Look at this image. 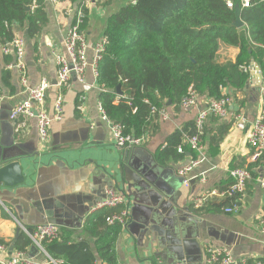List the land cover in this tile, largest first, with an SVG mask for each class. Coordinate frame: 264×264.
<instances>
[{"label":"crops","instance_id":"1","mask_svg":"<svg viewBox=\"0 0 264 264\" xmlns=\"http://www.w3.org/2000/svg\"><path fill=\"white\" fill-rule=\"evenodd\" d=\"M130 1L88 0L83 32L90 63L94 59L91 48L104 37L109 18ZM76 4L71 0H37L30 10L33 14L42 6L46 12L48 23L42 32L29 35L28 23L14 29L15 38L25 44L29 88L43 80L54 86L46 100L51 117L55 101L59 95L63 97V119L52 124L44 144L35 118H20L19 123L26 121V127L19 133L10 120V113L28 99L29 91L19 72L9 67L13 57L4 56L0 48V163L19 161L25 175L23 185L0 191L5 194L0 198V239L11 244H3L8 255L18 252L12 247L21 232L28 236L25 230L44 224L71 230L77 240L88 239L93 244L83 232L86 220L93 214L91 208L105 199V190L115 189L127 202L108 210L130 212L116 243L119 264H209L207 249L211 247L227 248L238 263L264 262V235L259 224L264 217V169L252 161L248 143L251 124L264 104L263 75L250 74L243 94L231 101L228 117H209L200 134L196 119L211 98L199 99L192 109L170 107L169 118L160 116L156 122L159 129L147 134L140 146L118 148L111 125L99 111L101 89L91 66L83 82L74 75L68 87H56L55 54L65 52L64 41ZM223 49L225 53H221ZM221 51V56L233 60L238 54L235 49ZM7 72L10 76L3 81ZM224 94L231 97V90L224 89ZM238 115L247 121L243 131L236 127ZM192 123L196 129L193 136L198 135L203 146L204 161L193 170L190 185L184 186L178 172L197 158L188 144L193 136L184 133ZM177 132L184 135L183 146L178 148L180 156L161 162L159 153ZM238 168H249L252 173L242 197L210 196L201 209L195 208V197L226 192L233 183L231 172ZM235 205L239 207L236 213H226V208ZM25 253L39 262L46 261L38 249Z\"/></svg>","mask_w":264,"mask_h":264},{"label":"trees","instance_id":"2","mask_svg":"<svg viewBox=\"0 0 264 264\" xmlns=\"http://www.w3.org/2000/svg\"><path fill=\"white\" fill-rule=\"evenodd\" d=\"M36 1L0 0V45L15 38L18 24L28 23L31 36L42 32L48 23L43 7L33 14L27 10ZM240 18L242 28L234 25L236 13L223 0H131L112 15L97 75L99 101L111 124L122 126L125 136L144 138L159 129V111L181 107L190 89L199 99L212 100L229 89L231 101L238 100L250 78L242 67L254 61L264 77V0H254ZM222 48L238 50L235 60L221 56ZM9 76L5 73L3 81ZM153 108L158 112L152 113ZM195 131L194 123L184 129L187 137ZM183 136L180 132L171 136L159 153L161 162L180 156ZM115 213L119 212L103 209L88 216L83 232L93 244L77 240L73 231L62 228L58 239L44 241L42 246L62 264H119L116 243L122 226L107 222ZM0 244L11 246L3 239ZM12 248L30 252L34 243L21 232Z\"/></svg>","mask_w":264,"mask_h":264},{"label":"built area","instance_id":"3","mask_svg":"<svg viewBox=\"0 0 264 264\" xmlns=\"http://www.w3.org/2000/svg\"><path fill=\"white\" fill-rule=\"evenodd\" d=\"M55 3H60L61 0H51ZM254 0H223L224 4L229 10L235 11L238 7L240 10L248 9L252 6ZM88 0H79L76 4L72 15V23L67 31L64 41V53L55 54V63L58 67V76L56 87L63 89L68 87L73 79L77 76L79 81L83 82L88 68L91 66L93 72L98 75L99 63L104 55L107 38L104 36L100 42L91 48L94 53V59L90 63L87 58L88 45L83 29L86 24L87 15L86 9ZM1 53L4 56H12L13 64L10 68H15L19 74L22 85L29 91V97L26 101L15 107L10 113V120L16 125V132H20L26 127V121L19 123L20 118L30 120L35 118L37 120L38 134L41 143H46L50 136V129L54 122H60L63 119V97L58 96L54 105V115L51 117L46 111V100L49 91L54 87L52 83L43 80L40 85L35 88H29L27 77V65L25 62V44L20 38H14L11 42L0 45ZM246 73L255 74V76H262V71L257 65L251 64L248 67H242ZM264 91V88H263ZM199 103V98L195 91L189 90L187 96L181 103V108L192 109ZM231 99L227 94L222 95L220 98L210 101L208 106L202 110L197 119L196 127L200 134L209 117L214 116L220 119L228 117L230 110ZM99 111L102 118L111 125V133L113 141L118 148L131 149L140 146L144 142V138L134 139L130 136H125L123 127L119 125H112L106 116L105 110L101 103H99ZM156 108L152 109V113H156ZM162 119H168L169 114L167 110L159 111ZM236 127L239 130H245L247 121L242 115L236 117ZM249 146L252 150V161L261 165L264 169V104L262 105L257 117L251 124V131L248 139ZM188 144L193 152H196L197 158L192 160L189 164L184 166L178 173L183 179L184 186H189L193 177L192 172L204 161V150L200 144L199 136L195 135L188 139ZM179 152L183 150L180 148ZM233 183L223 194H218L216 191L210 194H203L193 199V204L196 209H201L210 196H228L232 198H240L246 192V187L252 177L249 168H238L231 172ZM204 178V177H203ZM205 181V179H202ZM262 186L264 187V179H262ZM106 197L101 202L97 203L91 208V213L103 209H114L119 206L125 205L127 200L122 193L115 189H106ZM239 210L237 205L226 208V213H236ZM130 212L128 209L121 213L113 214L107 219L109 225L120 224L125 226L129 219ZM261 232L264 235V217L260 218ZM34 246L38 249L39 254L43 255L46 259L44 263L36 260L25 252H16L12 256L8 255L6 246L0 245V264H62L53 260L44 250L42 243L44 241L51 242L59 238L60 229L53 224H44L34 227L31 231L25 230ZM207 261L209 264H246L238 263L233 260L230 251L227 248H208ZM252 264H264L262 260L256 261Z\"/></svg>","mask_w":264,"mask_h":264},{"label":"water","instance_id":"4","mask_svg":"<svg viewBox=\"0 0 264 264\" xmlns=\"http://www.w3.org/2000/svg\"><path fill=\"white\" fill-rule=\"evenodd\" d=\"M27 10L29 11L30 8H28ZM235 13H236V20L234 22V25L237 26L238 28H242L244 24L242 23L241 18H240V15H241L240 8L237 7L235 9ZM252 64L253 65L255 64L254 61H252ZM118 93L122 94L121 86L118 87ZM170 104L171 102L168 103V106ZM4 129L5 131L7 130L5 127ZM4 134L6 135L5 132ZM1 163L4 165L1 166ZM1 163H0V191L2 190V188L14 189L25 183V175L23 173V168L19 161H10V162L5 161ZM4 195L5 194H2V192H0V198L3 197ZM20 231L21 229L18 230V233H20ZM32 250L33 252L37 251L36 247H34Z\"/></svg>","mask_w":264,"mask_h":264},{"label":"rangeland","instance_id":"5","mask_svg":"<svg viewBox=\"0 0 264 264\" xmlns=\"http://www.w3.org/2000/svg\"><path fill=\"white\" fill-rule=\"evenodd\" d=\"M226 51L223 49L222 51H221V53H225ZM228 53L231 55V53H232V51L231 52H229L228 51ZM233 54V53H232ZM228 56V55H227ZM232 56V55H231ZM248 74H251V73H248Z\"/></svg>","mask_w":264,"mask_h":264}]
</instances>
